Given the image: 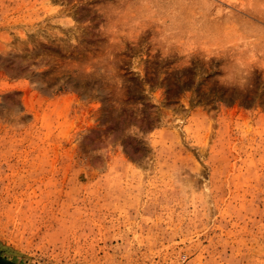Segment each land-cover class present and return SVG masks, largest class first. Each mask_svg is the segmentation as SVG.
Masks as SVG:
<instances>
[{
  "label": "rangeland",
  "instance_id": "374dc122",
  "mask_svg": "<svg viewBox=\"0 0 264 264\" xmlns=\"http://www.w3.org/2000/svg\"><path fill=\"white\" fill-rule=\"evenodd\" d=\"M0 264H264V0H0Z\"/></svg>",
  "mask_w": 264,
  "mask_h": 264
}]
</instances>
